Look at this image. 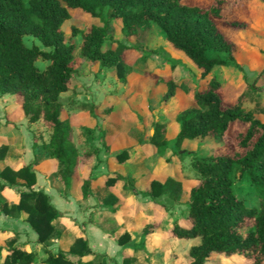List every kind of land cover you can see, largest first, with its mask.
<instances>
[{"label": "trees", "instance_id": "trees-1", "mask_svg": "<svg viewBox=\"0 0 264 264\" xmlns=\"http://www.w3.org/2000/svg\"><path fill=\"white\" fill-rule=\"evenodd\" d=\"M251 1L209 0L203 4L193 0H0V95L18 96L22 117L28 122L40 120L49 128L47 140L42 141L39 148L54 167L62 195L67 196L72 179L77 180L79 202L88 197L93 199V209L87 220L109 236L118 232L114 240L121 246V259L117 262L105 253L91 249L84 234L75 236L65 250H52L44 245L61 222L62 213L42 188H33L35 171L32 166L36 159L16 167L20 161L19 153L5 138L0 141V214L20 216L27 222L44 252L38 264H106L107 260L114 264H136L139 249L143 250L144 256L167 250V242L148 247L149 250L144 245L147 246V238L155 226L166 219L169 207L180 200L184 192L183 180L188 181L183 208L187 225L172 220L168 233L183 238L198 236V242L188 246V264H204L215 253L233 252H241L249 258V262L243 264H264V120L255 116V113H264L261 94L264 88L256 85V78L252 77L243 83L230 103L223 102L222 83L209 73L213 67L227 65L241 70V64L235 59L242 47L240 43L245 47L250 43L251 49L255 50L257 44L252 37H247L246 42L239 36L241 31L251 33L253 18L250 12L240 11L244 7L250 8ZM257 2L264 28V0ZM73 8L96 20L81 30L78 44L66 40V34L59 27L70 17ZM113 19L129 44L112 37ZM151 26L161 32L168 46L184 54L197 70V81L192 86L185 84L187 80L183 77L172 80L168 77L169 72L155 70L157 79L166 85L163 98L177 90H185L190 102L172 109L176 124L172 137L166 135L168 121L159 118L152 120L144 138L141 135L137 138L135 144L142 155L133 158L135 171L122 173L112 169L95 174L92 160L97 159L99 148L92 144L94 139L108 151L106 158L116 163L128 162L134 145L110 150L104 139L106 131L96 122L98 104L92 103L80 104L86 118L94 121V126L82 125L90 137V147L83 151L75 147L70 119L59 100L61 92L74 87L72 74L76 70V58L73 52L77 48L88 67L110 68L118 79L125 81L128 65L123 53L145 49L140 40ZM79 30L72 26L69 35L73 36ZM23 34L36 37L48 49H40L34 44L26 46L22 41ZM106 38L111 44L101 48ZM151 53L154 50L145 49L139 60ZM37 60L46 63L37 67ZM168 67L173 68V63ZM247 100L253 102L251 109L242 105ZM233 124L239 126L229 134L228 129ZM204 139L224 147L203 155L183 150V153H189L194 176L181 179L178 174L168 172L162 174L161 179L156 168L149 170L144 165L149 154L160 156L168 150H171L170 154H179L183 142ZM35 145L34 139L31 147ZM166 160L172 164L169 156ZM172 167L179 171V165L172 164ZM235 174L246 176L258 206L244 204L235 194ZM119 181L121 184L117 187ZM4 192H12L15 197L9 198ZM127 194L135 199L130 200ZM138 196L145 199H136ZM153 206L160 209V214L164 211L159 222L153 218ZM138 212L147 218L139 228L138 242L132 243L131 251L124 252L132 234L137 235L134 231L131 233L128 224ZM112 222L115 224L110 225ZM2 249L1 263L35 262V251L27 249L25 242L18 240L17 231L0 228Z\"/></svg>", "mask_w": 264, "mask_h": 264}, {"label": "rangeland", "instance_id": "rangeland-1", "mask_svg": "<svg viewBox=\"0 0 264 264\" xmlns=\"http://www.w3.org/2000/svg\"><path fill=\"white\" fill-rule=\"evenodd\" d=\"M193 1L206 4L209 0ZM250 4V8L244 7L240 9V11L244 14L250 12L251 17L253 18L250 30L251 33L247 34V31H241L242 33L239 36L242 41L246 40V42L248 40L247 37H252L257 44L254 47L255 50H251L253 45L250 43H247L246 46L248 47H245L240 43L239 45L242 47H240L235 59L241 64V70L227 65L213 67L209 71L210 74H214L222 83L220 93L223 97V102L230 103L236 93L243 87V83L250 80L252 77L256 78L258 74H260V76L256 82L258 85L264 86L263 18L259 15L260 7L258 6H260V3H258L257 0H252ZM256 4L259 5L255 7ZM95 21L96 20L91 18L88 13L78 8H73L70 12V17L64 19L59 27L66 34V40L78 44L81 38V30L86 29L90 23ZM72 26L80 30L73 36H70L69 33ZM111 26L112 37L129 44V42L124 39L122 33L118 30L116 20H111ZM22 41L26 46L34 44L40 49H48L42 46L39 40L30 34H23ZM140 43L145 49L149 48L154 50V53L147 55L144 60L140 61L139 58L141 52H145V49L126 50L123 53L128 65L127 78L125 81L118 79L116 74H114L110 68L97 70L95 65L88 67L86 65V59L79 56L78 49L76 48L74 50L73 56L76 58V70L72 74L74 87L61 92L59 100L61 101L63 112L72 118V139L78 151H83L86 148H89L91 142L90 137L86 135L82 125L88 124L94 126V121H89L86 117H80L84 109L80 104H98L99 110L96 112V122L101 126L102 130L105 131L107 128L106 125L103 124L104 121H107V125L111 127L118 126L120 129L119 135L111 142L114 146H118L116 147L117 149L136 143V140L140 135L144 138L147 135V130L149 129L150 131L152 120L159 118L168 121L166 135L172 137L176 126L173 119L174 113L172 109L189 103L190 98L189 95L185 93V90H177L174 94H170L166 98H163V95L166 92V85L163 80L157 79L158 77H156L154 70H156V67L160 68L164 65L168 67L170 63H173V68L170 69L168 77L172 80H178L183 77L187 80L185 84L192 86L195 85L197 81L196 67L184 54L168 46L162 39L161 32L154 26H151L144 33V37L140 40ZM110 44L109 39L106 38L102 41L101 48H106ZM245 50H251L250 54L248 53L245 55ZM45 63V60H37L35 62L37 67H42ZM260 70H262V72L258 73ZM261 94L263 97V103L264 90H262ZM243 107L245 109H251L253 107V102L250 100L244 101ZM255 115L260 120H264L263 113H255ZM237 126H239V124L231 125L228 129V133L232 134ZM48 133L49 128L40 120L28 122L22 117L18 96L12 94L0 95V141L8 138L14 151L20 155L24 154L23 157L21 156L23 162H28L33 158H36V161H38L37 158H43V152H41L39 146L42 141L47 140ZM93 133L95 134L96 130H94ZM34 139L36 145L31 147V142ZM92 144L99 148L97 152L98 160H92L95 164L93 172L97 173L105 169V158L108 155V151L103 149L97 139H94ZM223 147L224 146H218V144L216 146L215 142H211L207 139L195 140L192 142L185 141L178 149L179 154H170L171 150H168L166 154L160 156L156 153L149 154L145 158L144 165L149 170L153 167L156 168V174L161 179L163 178L162 174L168 172L173 173L174 175L178 174L181 179H184V177L187 176H194L195 171L189 164V153H183V150H192L198 155H203L212 151H219ZM135 154L136 151L132 150L130 152L131 157L127 162L128 164H126L127 170L135 171L137 169L136 165L130 163ZM166 156L170 157L172 164L180 166L179 171L177 167H172V164L167 162ZM41 169H45V164L39 165V169L36 170L38 172L39 185L42 187L53 186V191L57 190L55 194L57 197H55L54 200L50 198V200H53V204L58 207L59 210L78 222L76 226H70L69 228L64 227L62 224L56 225L48 239L44 242V245L52 250H55L56 248L65 250L75 235L83 232V229L78 230V227L86 224V213L93 207V199L88 197L84 201L78 203L77 185L70 188L68 196H63L58 179L53 176V174H46L45 171V175H42ZM233 184L235 194L241 198L244 204L258 206L252 185L249 183L245 175L239 176L238 174H235ZM187 185L188 181L183 180L184 192H182L180 200L169 207L170 212L166 219L160 225L155 226L154 230L151 232L152 234L149 236L150 241H148L147 245L150 244L153 246V244H157L156 246H159L163 242H167L168 249L149 253L146 256L141 254L143 250L139 249L137 251L138 257L136 264H188V246L192 243L198 242V236L183 238L171 236L168 233V225L172 220H176L181 225H187V221L183 216ZM4 194L6 196L10 195L9 192H4ZM48 194L49 196L51 195L50 193ZM60 199L64 200L61 204ZM132 199L134 200L133 195ZM136 199L142 200L145 199V197L138 196ZM83 206L86 208L85 210H83ZM152 210L155 222H159L164 211L160 214V209L157 206H153ZM146 218V215L142 212H138L129 219L130 224H128V228H131V233L134 231L137 235L132 234V240L123 249L124 252L131 251L132 249L130 247L132 246V243L138 242L139 228ZM6 222L9 224L7 225ZM14 223L12 222V218L9 217L5 222L0 219V227L7 226L16 228L15 230L19 233L18 239L25 240V247L35 251V263L40 261L44 256V252L42 250V245L29 234L30 231L33 234L34 232L32 230L29 231L30 227L24 225L25 222L23 223V221L21 224ZM109 224L113 225L115 223L112 222ZM91 225L96 227L93 224ZM96 228L99 231H102V229L100 230L98 227ZM87 231H89V238L91 237L98 242V245L94 246L90 240V246L93 249L95 248L96 251H103L106 254V257H111L117 262L120 261L121 246L116 245L112 239H105L104 241L103 236L101 237L97 235V233H93L91 230ZM103 232L105 231L103 230ZM117 234L118 232H115L114 236ZM144 247L146 250H149L146 245H144ZM3 253L4 250H0V256L3 255ZM247 262H249V258L244 254L241 252H233L230 254L215 253L211 255L204 264H243ZM0 264L4 263L0 262ZM106 264L114 263L107 260Z\"/></svg>", "mask_w": 264, "mask_h": 264}, {"label": "crops", "instance_id": "crops-1", "mask_svg": "<svg viewBox=\"0 0 264 264\" xmlns=\"http://www.w3.org/2000/svg\"><path fill=\"white\" fill-rule=\"evenodd\" d=\"M252 50V49H251ZM251 50H245V55L246 54H250V52H251ZM247 51V52H246ZM253 51V50H252ZM238 54V53H237ZM166 65H164L163 67H156V70L157 71H161L162 73L163 72H170V69H169V67H167ZM263 70V69H262ZM262 70L260 71V72H262ZM155 71V70H154ZM259 76H260V74H258L257 75V77H256V79H255V82H256V80L258 81V78H259ZM256 85H258L257 84V82L255 83ZM258 86H260V87H263L264 88V86H261V85H258ZM71 89V88H70ZM69 90V89H68ZM60 95V94H59ZM264 103V102H263ZM243 105V104H242ZM86 112L84 111V109H83V111H82V113H81V115H80V117H83V118H85L86 116ZM263 115H264V113H263ZM256 116V115H255ZM69 117V116H68ZM69 119H70V122L72 123V118H71V116L69 117ZM88 119V118H87ZM86 119V120H87ZM102 119V118H101ZM89 120V119H88ZM80 122V121H79ZM80 123H82V122H80ZM103 124L104 125H106V129H105V131H106V133H105V136H104V139L108 142V144H109V149L110 150H115V149H117L116 147H118V146H114L111 142H112V140H114V138H116L118 135H119V128H118V126H115V127H111V126H109V125H107V121L105 122H103ZM71 126H72V124H71ZM114 128H116V129H114ZM3 137V136H2ZM4 137H7V136H4ZM125 137H128V136H125ZM25 143V142H24ZM113 146H112V145ZM131 145H134L133 146V151H136V154L132 157V159H131V161H130V163L131 164H133V165H136V163L135 162H133V158H138V157H140L142 154L140 153V149H139V147L137 146V145H135V143H133V144H131ZM121 147V146H120ZM135 149V150H134ZM23 155L24 154H22V155H20L19 154V157H20V161L19 162H17V164H16V167L17 166H19L21 163H25V162H23L22 161V158H21V156L23 157ZM43 158L41 159V158H37L38 159V161H35V163L33 164V169H34V171H35V183H34V185H33V188H42L43 190H44V188H45V192L48 194V193H50L51 195L49 196V194H48V196H49V199L50 198H52L53 200L55 199V197H57L55 194H56V191L57 190H55V191H53V186L52 187H50V186H40L39 185V179H38V172L36 171L37 169H39V165H41V164H45V169H41L42 170V175H45V173L46 174H53V176H55L56 177V175H55V173H54V170H53V165H52V163L50 162V160L48 159V158H46L44 155L42 156ZM107 157V156H106ZM131 157V156H130ZM34 159V158H33ZM36 159V158H35ZM96 160H98V158L96 159ZM42 161V162H41ZM94 163V162H93ZM126 164H128L127 162H123V163H116V162H113V161H111V160H109V159H107V158H105V165H104V170L103 171H99V172H94L95 174H100V173H104V172H106V171H109V170H112V169H116V170H118V171H120V172H122V173H128V172H133V171H131V170H127V166H126ZM97 166V165H96ZM95 168V167H94ZM44 171H45V173H44ZM57 178V177H56ZM55 178V179H56ZM59 181V180H58ZM60 183V182H59ZM78 184H79V182L77 181V180H74V179H72V181H71V186H70V188H72L74 185H77V189H78V198H77V201H78V203H79V198H80V193H79V188H78ZM120 184H121V181H119L117 184H116V186L117 187H119L120 186ZM59 186H61V183H60V185ZM56 188H59V187H56ZM70 190V189H69ZM10 193V195L9 196H7V197H9V198H14L15 196H14V194H12V192H9ZM67 196H68V194H67ZM127 196L130 198V200H133L132 199V195L131 194H127ZM135 199V198H134ZM52 200V201H53ZM143 200V199H142ZM59 201V200H58ZM64 202V200L63 199H60V204L61 203H63ZM53 203V202H52ZM56 207V206H55ZM58 210H59V208L58 207H56ZM86 208L84 207L83 208V210H85ZM93 209V207L91 208V209H89L88 211H87V213H86V224H84L83 226H80V227H78V230H82L83 229V232L82 233H80V234H84L85 235V237H86V239H87V244H88V246L91 248V249H93L91 246H90V240H91V243H92V245H98V242L95 240V239H93V238H89V236H88V232L89 231H87V230H91L93 233H97V235H99V236H103V240L105 241V239H107V240H113L114 242H115V240H114V236H109L106 232H103V230L102 231H99L96 227H98L97 225H95V224H93L92 222H90V221H88L87 220V217H88V214H89V212L91 211ZM61 213H62V219H61V222L59 223V224H62L64 227H66V228H69L70 226H76L77 225V221L74 219V218H72V217H70V216H68V215H66L65 213H63L61 210H59ZM9 216H6V215H3V214H0V219L1 220H3L4 222H5V220L8 218ZM9 218H12V222L14 223V224H16V223H22V221H23V223L25 222V224L24 225H28L27 224V222L26 221H24L23 219H22V217H9ZM7 223V222H6ZM9 223H7V225H8ZM59 224H57V225H59ZM91 224H93V225H95L96 227H94V226H92ZM29 226V225H28ZM56 227V226H55ZM0 228H6V229H11V230H14V231H17V230H15L16 228H14V227H7V226H1ZM99 228V227H98ZM100 229V228H99ZM31 229H29V231H30ZM101 230V229H100ZM17 233H18V231H17ZM29 234L30 235H32L33 236V238L35 239V233L33 234L31 231L29 232ZM80 234H78V235H80ZM152 233H150L149 234V236L151 235ZM18 235H19V233H18ZM75 236H77V235H75ZM19 240V239H18ZM147 240L148 241H150V238L148 237L147 238ZM19 241H22V242H25V240H19ZM108 242V241H107ZM155 243V242H154ZM115 244L116 245H118L116 242H115ZM150 245V244H149ZM149 245H147V247H150V248H153V247H155L157 244H153V246H149ZM93 246V247H94ZM118 246H120V245H118ZM93 250H95V248L93 249ZM114 250V249H113ZM96 251V250H95ZM98 252H103V251H98ZM104 253V252H103ZM39 263V261L38 262H34L33 264H38Z\"/></svg>", "mask_w": 264, "mask_h": 264}]
</instances>
